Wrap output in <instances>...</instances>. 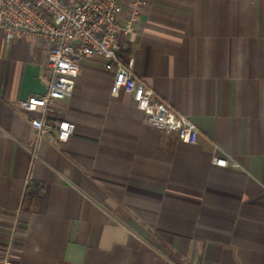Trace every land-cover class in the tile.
<instances>
[{"label":"crops","instance_id":"0c3cea01","mask_svg":"<svg viewBox=\"0 0 264 264\" xmlns=\"http://www.w3.org/2000/svg\"><path fill=\"white\" fill-rule=\"evenodd\" d=\"M120 40L154 100L197 127L196 144L112 98L113 74L85 58L48 117L74 123L73 136L32 154L39 114L17 103L48 45L0 31V258L14 230L19 264H264V0H147ZM224 156L238 168L212 164ZM28 179L43 186L33 213Z\"/></svg>","mask_w":264,"mask_h":264},{"label":"built area","instance_id":"2783aa9c","mask_svg":"<svg viewBox=\"0 0 264 264\" xmlns=\"http://www.w3.org/2000/svg\"><path fill=\"white\" fill-rule=\"evenodd\" d=\"M147 0H0V31L8 44L28 38L45 42L48 55L41 78L45 95H31L18 101L23 112L39 114L30 121L36 141L43 138L64 144L75 132V124L62 120L50 121L49 113L56 103L69 99L79 77V63L85 58H97L113 74L112 98L121 94L132 99L145 114L148 125L165 134H176L184 145H195L198 129L189 117L177 113L166 103L155 101L154 92L133 73L134 59H121L127 49L126 41L145 11ZM212 164L231 171L238 168L228 156L213 157ZM32 183L26 181V188ZM21 211H18L20 215ZM15 231L10 233L7 252L0 264H19L11 256L15 249Z\"/></svg>","mask_w":264,"mask_h":264},{"label":"water","instance_id":"95a60500","mask_svg":"<svg viewBox=\"0 0 264 264\" xmlns=\"http://www.w3.org/2000/svg\"><path fill=\"white\" fill-rule=\"evenodd\" d=\"M41 67L39 65L28 64L25 67V73L22 80L20 100H26L30 95H45L46 86L42 83Z\"/></svg>","mask_w":264,"mask_h":264},{"label":"trees","instance_id":"16d2710c","mask_svg":"<svg viewBox=\"0 0 264 264\" xmlns=\"http://www.w3.org/2000/svg\"><path fill=\"white\" fill-rule=\"evenodd\" d=\"M43 195V186L32 183L27 186L22 202V210L28 213L36 212L41 204Z\"/></svg>","mask_w":264,"mask_h":264}]
</instances>
